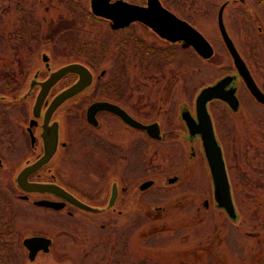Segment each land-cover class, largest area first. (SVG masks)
<instances>
[{
  "label": "rangeland",
  "instance_id": "1",
  "mask_svg": "<svg viewBox=\"0 0 264 264\" xmlns=\"http://www.w3.org/2000/svg\"><path fill=\"white\" fill-rule=\"evenodd\" d=\"M90 1L0 0L1 67L13 68L21 79L39 72L44 78L47 74L42 55L47 54L51 70L78 62L89 67L95 77L104 71L100 87L112 85L115 80L116 93L128 97L133 110L141 109L143 122L161 123L165 139L155 142L146 137L138 143L136 133L125 134L114 125L112 135L122 136V147L129 157L124 161L117 158L111 165L106 159L110 128L103 122L94 131L83 119L89 103L96 97L106 99L108 93L100 92L97 86L64 106L62 129L66 142L71 144V156L62 165L65 183L80 181L84 200L100 204L107 190L105 180L100 185L95 175L135 179H131L128 193L118 203L122 214L75 211L73 217L66 216L65 237L59 244L56 241L52 252L57 257L41 264H264V223L257 227L254 223L257 214L259 219L264 218V161L259 155L264 154V143L259 146L264 132L254 126L252 132L250 129L242 135L237 125V120L243 119L242 112L228 114L218 102L208 107L217 139L224 146L232 198L241 216L234 222L216 205L201 140L190 138L182 118L184 113L195 118V100L203 88L226 74H234L222 39L206 38L215 52L206 61L191 49L163 41L142 25L113 32L107 21L92 15ZM195 25L210 35L208 21H197ZM257 26H262L263 33L252 34V44L250 37L233 40L241 48L244 44L249 49L252 45L259 48L260 61H253L251 68L264 89V17L259 18ZM70 81L68 77L65 83ZM240 136L259 156L253 158L256 181L250 180L252 186L239 181L242 175L250 176V171H240L235 163L239 150L235 138ZM74 163H80L81 169H76ZM172 178L177 180L170 184ZM145 181H153V185L141 192L138 185ZM25 223L18 221V231H30ZM61 241L63 254L58 251Z\"/></svg>",
  "mask_w": 264,
  "mask_h": 264
},
{
  "label": "flooded vegetation",
  "instance_id": "2",
  "mask_svg": "<svg viewBox=\"0 0 264 264\" xmlns=\"http://www.w3.org/2000/svg\"><path fill=\"white\" fill-rule=\"evenodd\" d=\"M115 1L116 0H113L112 2ZM122 1L143 8H148L150 5L154 6L158 2L167 14L175 17L177 20L185 22L190 27L199 32L205 39L207 37L221 38L224 44V48L226 49L232 61L234 74H226L220 80L224 78L230 79V82L225 86L224 91H234L236 107L233 110L225 101L214 99L208 103L207 108L210 107L213 102H218L224 106V109L228 114H238L242 112L244 114L243 119L239 118L237 120V125L242 135L244 131H249L250 129V132H252V128L254 126L258 127V130L262 129V131L264 132V103L259 102L248 89L245 81L238 71L237 66L235 65L234 59L229 53V50L224 41L223 33L220 28L221 20V25L223 26L227 37L233 43V46L237 54L239 55L240 60L249 71L257 88L264 94V89L259 85L258 80L254 76L251 68L253 61H257V64L260 61L259 48L256 45H252V47H250L249 49L247 48L248 45L246 44H244V48H241L237 41L234 42L236 38L248 39L250 37L252 39L254 38V34L263 33L262 26L259 27L257 25L259 22V18L263 19L264 17V0H138L136 3H130L125 0ZM202 20L203 22L208 21V24L211 25H209L212 30L211 32H209L210 35H207V33L203 29L195 25L197 21ZM105 21L109 23L111 29V22L109 20ZM133 24H138L139 26L142 25L146 27L149 32L156 35L158 38L162 39L165 42H168L170 44H180L182 49H191L195 52V50L191 46L184 47L183 42L171 43L161 38L155 31L141 22H133L124 28L111 30L113 32H125L127 30L130 31V26ZM127 35L129 36L130 34L127 33ZM233 38L235 39L233 40ZM252 43L253 39L251 44ZM195 54L200 59H203L196 52ZM214 54L215 52L213 53V56ZM256 54H258V56H256ZM211 58L203 60L207 61ZM145 60L148 61L149 59L145 58ZM49 64L51 68V62H49ZM44 69L47 74L44 78H40L39 72L38 74H36V79L33 78L34 75H32V77H30L29 79L27 77L21 79V77H18L16 70L10 67H1L0 65V264H13L14 262H20L23 264H25V262H28L30 264H41V261H46L51 258V260H55V257L57 256L53 255L52 252L56 245V241H58L59 244V240H62L65 237V217H73L75 215V211L91 215H120L123 213V210H120L118 208V203L128 193L131 186V179L133 180L135 178H131L127 175H95L100 185H103L101 183H104L101 180H105L107 190L105 194L106 198L100 204H91L88 201L84 200L81 195L82 190L80 181L75 182V184L79 183L77 185H67L65 183L62 165H64V163L66 162V157L71 156V154H68L71 149V144L67 143L64 137V132L62 129L64 117L62 114H64L63 108L68 102L76 100L80 95L89 90H96L97 86L98 89H100V92L105 90L106 93H108L106 99L96 97V99L92 100L89 103V105L86 107V110L84 111L83 119L85 124L91 130L97 131L99 128H101L103 122H105L106 125H108V128H110L109 135L111 138L109 136L107 137L108 142L106 145V159L111 165L117 158L120 161H124L127 156L129 157L128 153L122 147V136L115 137L112 135V128L114 125H116V127L117 125L120 126L119 128L124 130L125 134H129V132L136 133L134 134V136L136 137V142L138 143L144 142V139L146 137L155 142H162L165 139V132L162 129L161 123L156 121L151 123L143 122L141 118L143 116V112L141 111V109L137 108L136 111L133 110L132 106H130L128 97L123 94L119 95V93H116L118 92V86L115 83V80L111 81V83H113L112 85L108 83V85L103 84L100 87L99 83L105 75L104 71H102L96 77L93 73V81L89 88L62 103L51 115H49V113H47V109L51 100L60 92L77 81L76 75H67L66 77L62 78L51 88L43 105H41V108L35 114V103L40 91L39 83L45 81L50 74L45 67ZM19 74L22 75V73ZM28 75L29 73H27V76ZM68 77H71V81L70 83L66 84L65 81ZM238 82H241V86L237 85ZM97 91L98 95L101 96L102 94L99 92V90ZM97 102H108L114 104L124 110L133 120L143 125L157 123L159 125L160 138L153 139L149 137L144 130L131 127L130 125L125 123L119 116L108 111H98L95 114L94 123H89L87 121V108L91 104ZM211 120L216 140L221 149L224 150L222 142L217 139L215 125L212 117ZM256 120H258L259 123L256 122ZM52 125H55L57 131V141L54 145H48V147L54 148V152L52 153L51 158L48 160V162L43 164L38 169L25 174L26 169H28L45 155L47 145L44 142L43 133L45 128H49ZM186 129L188 130L187 126ZM189 136L192 139L198 137L200 138L199 135H191L190 133ZM235 139L239 140V150L237 152L238 157L235 163L240 171H250V176H248L247 178H244L243 175L240 176V178L238 176V178L240 179L239 181L241 185L244 184L245 186H252V180L256 181V172L254 171V168L252 166L254 161L253 158H259V156L255 155L253 147L245 142L244 136H240V138L237 137ZM260 139L261 141L259 143V146H263L264 139H262L261 137ZM123 142H125V140H123ZM133 143H135V141H133ZM259 155L260 158H262L264 161V154L259 153ZM192 156H194V154H192ZM74 166H76V169L78 170L81 169L80 163H74ZM91 168L95 173H97V170L93 165ZM145 182H142L138 185V189L141 192L145 191L141 190V186ZM21 183L45 185L48 186V190H26L23 188ZM55 187L68 192L77 200L83 202L88 206L99 209L100 211L87 212L76 207L75 205H72L71 203L63 199V197L55 193ZM114 189L116 190L115 200L112 206L109 207V203L114 194ZM235 212L236 217L235 219H233V221L238 222L239 220H241V216L236 211V209ZM24 220L28 222L27 224L25 223L23 225L27 227L26 230H30L29 232L18 231V221ZM254 223L257 227L259 223H264V218L260 217L259 219L257 214L255 216ZM102 228H104V225H102ZM256 237L257 236H255L254 238ZM31 238H44L50 241L49 245H47L45 248H40L35 253L33 260H31L30 258V250L25 245V241ZM60 246L61 249H59L58 251L63 254L64 250L62 241Z\"/></svg>",
  "mask_w": 264,
  "mask_h": 264
},
{
  "label": "water",
  "instance_id": "3",
  "mask_svg": "<svg viewBox=\"0 0 264 264\" xmlns=\"http://www.w3.org/2000/svg\"><path fill=\"white\" fill-rule=\"evenodd\" d=\"M91 0V13L98 18L109 20L111 22V29L117 30L124 28L133 22H141L146 26L150 27L155 31L161 38L171 42H183L184 47L191 46L195 52L201 56L203 59H209L213 56L214 50L209 42L195 29L190 27L183 21L177 20L175 17L170 16L157 2L154 6H149L148 8L139 7L136 5L128 4L122 0ZM222 22L220 20V28L224 36L225 44L234 59L235 65L238 71L245 81L250 92L255 96V98L264 103V94L255 85L249 71L240 60L233 43L227 37ZM42 61L45 64V68L49 71L48 78L39 83L40 91L38 93L36 103H35V114L43 105L45 99L47 98L51 88L62 78L67 75H76L77 81L71 86L67 87L65 90L56 95L50 102L47 113L51 115L58 106L67 101L68 99L76 96L82 91L89 88L93 81V74L88 67L81 63H69L67 65L61 66L56 70H50L49 57L47 54L42 55ZM36 79V75L34 77ZM230 82L229 78H224L212 86L203 88L197 95L195 100V115L194 119L189 113L183 114L182 118L188 128L191 135H199L202 147L204 151L205 158L209 167V171L212 179L213 186V198L216 205L222 209L228 218L235 219L236 212L235 206L231 194V186L227 173L226 164L223 158V152L218 144L215 132L213 129L212 120L208 112L207 105L210 101L214 99H220L225 101L231 109H235L236 100L234 97V91L225 92V86ZM98 111H108L119 116L125 123L131 127L144 130L147 135L153 139H159V125L153 123L150 125H143L135 120H133L124 110L118 106L108 103V102H97L91 104L87 108V121L89 123H94L95 114ZM44 142L46 143V152L41 159L25 170V174H28L43 164L48 162L54 152L53 147H48L50 144H56L57 141V131L55 125L49 128H45L43 133ZM177 178L169 179V183H174ZM152 181H146L142 184L141 190H146L152 185ZM26 190L34 191H45L48 190V186L38 185V184H22ZM56 194L60 195L67 202L75 205L76 207L87 211V212H99V209L93 208L84 204L83 202L74 198L68 192L56 188ZM116 190L114 189L113 197L109 203V207L112 206L115 200ZM53 205V204H50ZM205 206H207V201H205ZM50 241L44 238H31L25 241L26 247L30 250V258L33 260L35 253L42 247L49 245Z\"/></svg>",
  "mask_w": 264,
  "mask_h": 264
},
{
  "label": "trees",
  "instance_id": "4",
  "mask_svg": "<svg viewBox=\"0 0 264 264\" xmlns=\"http://www.w3.org/2000/svg\"><path fill=\"white\" fill-rule=\"evenodd\" d=\"M63 2H66L67 0H62ZM145 53H147V54H149V53H151V51H146ZM151 59H153V58H151ZM123 63V62H122ZM122 63H121V65L120 66H122ZM124 64V63H123ZM123 67V66H122Z\"/></svg>",
  "mask_w": 264,
  "mask_h": 264
}]
</instances>
